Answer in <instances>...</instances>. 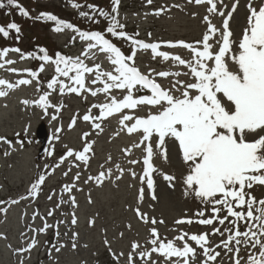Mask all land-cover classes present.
Here are the masks:
<instances>
[{
  "label": "snow or ice",
  "instance_id": "1",
  "mask_svg": "<svg viewBox=\"0 0 264 264\" xmlns=\"http://www.w3.org/2000/svg\"><path fill=\"white\" fill-rule=\"evenodd\" d=\"M189 4L206 6V14L203 22L206 30L202 38L191 43L180 41L145 42L137 37L139 33L130 35L125 31V24L119 19V5L121 0H111L110 11L88 4L94 15L80 11L79 16L85 17L94 24L101 22V18L107 21L103 30H81L73 23L60 19L48 12H41L36 20L54 22L52 31L61 33L71 30L74 35L71 42L77 39L82 43V50L76 56L55 52L50 55L44 47L37 51L23 52L20 48L4 47L0 49V69H5L21 78L14 82L0 78V98L6 97L10 91H15L20 86L36 84L37 97L35 99H22L21 104L42 110L45 117L50 115V121H58L64 107L51 102V96L59 93L61 96L74 93L81 96L84 93L96 98L103 95V101L93 103L81 117L89 122L91 129L97 134L103 132L102 123L115 114H120L121 132L131 136H139L138 142L130 147L122 149L128 156L133 148L140 149L143 153V172L139 176L141 184L147 185L151 198L156 200L155 181L153 173L156 169L152 163L153 157L159 153L165 162L168 161L166 140H172L178 146L180 159L185 171L181 173V181L184 186V195L194 197L203 207L193 213L187 214L174 221L175 225H191L197 223L205 226H213L211 232L189 233L182 228H173L178 235L171 239L161 237L155 217L149 219L147 213L140 208H134L137 218L145 225L151 223L148 229L149 237L144 245L133 241L131 251L127 253V264H136L139 258L142 264H159L152 260L153 254L163 258L164 264H195L196 257L202 256L199 264H217L221 253L217 250L223 248L231 254L232 264H264V198L257 200L251 189L254 185L264 186V0H248V15L246 26L242 29L239 40L232 39L233 32L230 29V19L237 5L234 3L230 11L225 12L223 0H187ZM153 0H146V6H151ZM179 7L178 5H174ZM73 7H80L73 4ZM14 8L18 14L30 18L29 11L18 0H0V9ZM168 9L164 6L153 9V15H160ZM10 14V13H6ZM149 13H145L148 15ZM197 15L193 13V16ZM220 16L223 19L222 28H218L211 17ZM9 30L19 34L20 25L9 22L6 27L0 25V35L7 38ZM151 37V33L148 34ZM113 39L127 41L131 45L130 53L126 54L121 47L113 42ZM168 48L182 47L190 52V58L167 51H161V46ZM151 50V59L158 58L164 62H170L169 70H158L147 67L142 69L137 63L140 51ZM9 53L18 54L20 61L34 59L41 61L37 70L31 68L17 69L10 67L17 63L14 59L7 58ZM40 53V54H38ZM104 58L108 68L105 69L100 60ZM54 66V74L46 82V88L39 79L40 73L45 70V65ZM183 67L187 71H173L172 68ZM92 79L89 80L88 77ZM186 76L187 80L179 77ZM167 79L169 84L162 85L159 80ZM144 110L143 114L136 113ZM93 110H98L94 114ZM79 115V114H77ZM77 122L74 115L68 125L71 130ZM28 126L23 132L28 135ZM63 126L58 125L50 137L51 141H59ZM16 143L22 148L24 141L20 139L21 133L16 134ZM90 132H84L81 140L84 141L81 150H76L65 145V151L55 158V147L52 145L46 149V155L52 158V163H45L34 182L26 190L25 195L10 201L11 204L19 203L29 198L35 199L46 178L54 174L66 162L70 164L63 172L67 177L72 168H79L83 163L85 168L89 166L91 155H94L93 145L95 141L89 140ZM155 144L153 145V139ZM0 142L13 147V141L0 136ZM31 142V141H29ZM6 156L9 152L4 153ZM111 161V156L108 157ZM80 162V163H77ZM129 164L139 163L136 159H130ZM38 169L40 166H37ZM97 175H89L84 181L102 186L106 180H111L113 172L111 168L104 169ZM119 180L125 169L119 164L115 165ZM133 178L137 173L128 169ZM163 179L168 182L170 188L175 187L177 177L173 174L160 172ZM81 172L77 171L72 177L71 183L62 185V193H68V201L62 198L56 205L70 203L73 208L77 206L75 196L71 193L76 190V182L80 180ZM145 189H139L138 202L144 199ZM52 199V195L48 196ZM89 197V203H91ZM0 201V205L4 204ZM6 208L0 207V212H6ZM54 209H50L47 215H53ZM211 215H208V213ZM221 213H226L221 215ZM39 218L44 222L40 228L29 226L33 233L31 237L26 232H21L22 246L14 252L21 256L20 264H24V254L29 253L36 245L37 233H45L53 227L47 223L46 218L39 212H34L32 219ZM57 223L56 237L59 238ZM215 227V224L224 226ZM72 225L77 223L75 213L72 214ZM94 224L89 220V226ZM241 225L244 226L241 230ZM130 227V226H129ZM227 233L226 238L225 234ZM67 235V233H65ZM123 235V233H121ZM219 235L222 239L212 244L210 236ZM78 233L72 232V248L77 247ZM47 243V242H46ZM108 245L107 240L104 241ZM247 251L246 258L240 256L241 246ZM66 245L64 243H52L49 256L54 250L59 253ZM110 253L116 264L124 257V253Z\"/></svg>",
  "mask_w": 264,
  "mask_h": 264
},
{
  "label": "rangeland",
  "instance_id": "2",
  "mask_svg": "<svg viewBox=\"0 0 264 264\" xmlns=\"http://www.w3.org/2000/svg\"><path fill=\"white\" fill-rule=\"evenodd\" d=\"M18 2L29 11L30 18L19 15L18 10L14 8L0 9V25L6 27L9 22H15L21 28L19 34L15 33L14 30H9L10 34L7 38L0 35V49L18 47L23 52H30L36 51L39 47H44L53 56L57 51L65 55L76 56L82 50V43L78 39L75 43L71 42V37L74 35L71 30L56 33L52 31L54 22L43 19L36 20L35 17L41 12H48L73 23L81 30H103L107 24L106 20L101 18L100 23L94 24L87 18L80 17L79 12L86 11L90 15H94L91 9L87 8L88 4L110 10L111 0H18ZM234 3L237 7L230 19V29L234 34L232 39L238 41L242 35V29L246 26L248 0H223V5H218V7L227 6L225 8V12H227L231 10ZM73 4H78L80 7H73ZM161 6L168 10L158 16L151 14L153 9ZM118 11L119 19L125 24V28L133 33L138 32L137 38L145 42L183 40L191 43L201 39L206 30V25L203 22L206 6L189 4L187 0H153L151 6H146V0H121ZM145 13L149 14L145 15ZM193 13L197 15L193 16ZM6 16L8 19H5ZM211 19L218 28H222L223 19L220 16L216 15ZM149 33H151V37H149ZM113 40L115 41V39ZM130 50L131 47L128 46L126 54L130 53ZM160 50L181 55L183 58H190V52L182 47L168 48L162 45ZM7 58L17 61L10 66L17 69L31 68L37 70L42 63L34 59L20 61L18 54L15 53H9ZM97 62H101L105 69L108 68L103 57H100ZM137 63L142 69L149 66L158 70H169L170 68V62H164L159 58L153 61L151 50L140 51ZM171 70L187 71L182 66ZM53 74L54 66L45 65V70L39 75V79L45 88L47 80ZM0 78L14 82L21 77L8 72L5 68L0 69ZM88 79L91 80L92 77L89 76ZM179 79L187 80L188 77L181 76ZM159 82L164 86L169 84L167 79H161ZM36 97V84L33 82L30 86H20L15 91H10L6 97L0 98V136L13 141L12 148L0 142V201L5 202L0 207L7 209L6 212H0V264H20L21 256L14 250L22 246L21 232H26L31 237L33 233L29 231V226L40 228L44 223L39 216L33 221V213L37 211L53 227L47 229L45 233L36 234L37 245L29 253L24 254V264H106L114 260L109 246L112 252L117 254L123 252L125 255L120 259L119 264H127V253L131 251L132 242L138 241L144 245L149 237L148 229L153 226L151 223L145 225L137 218L133 211L137 207L140 208L141 212L147 213L150 220L155 217L157 221H164L162 224L157 223L155 225L162 238L171 239L178 235L177 231H172L173 228H182L189 233L211 232L213 226L197 223L177 226L174 223L186 214L188 217H192L193 213L203 206L194 197L184 195V186L180 177L185 168L179 156L178 146L172 140H166L168 161L165 162L159 153L152 160L154 167L158 169L156 173H153L157 197L156 200H153L147 190L146 183L142 185L139 180V176L143 172L142 151L133 148L128 156H125L122 151V149L138 142L139 136L136 134L129 136L124 132H121L119 136L115 135L120 130L118 123L120 114H115L105 120L102 123L104 131L99 134L91 129L89 122H85L81 118L93 103L103 101V95L94 98L88 93L81 96L74 93L63 96L58 92L53 94L50 98L51 102L56 104L63 102L64 104L58 121H50L52 110H50V115L45 117L42 110L20 103L22 99H35ZM93 111L94 114H98V110ZM143 112L142 109L136 114L141 115ZM74 115L77 116V122L69 130L68 125ZM41 124L45 125L48 133L46 149L54 145L55 158L58 159L65 151V145L81 150L84 142L81 140V136L84 132H90L91 135L88 139L95 141L93 145L94 155H91L87 168L83 163L77 162L80 163V167H73L69 175L64 177L63 172L70 166L66 162L54 174L46 178V182L41 186L35 199L29 198L11 204V200L26 194V190L34 182L38 172L43 169V165L46 162L52 163V158H49L45 151L39 154L40 144L37 142L36 132ZM58 125L63 126L60 140L50 142V137ZM25 126L29 128L26 137L23 132ZM17 132L21 133L20 139L24 141L22 148L16 143L15 134ZM155 142L154 138L153 145ZM5 152L10 154L6 156ZM109 156H111V161L108 160ZM130 159H136L139 163L131 165L128 163ZM116 164L125 169L118 181L115 180V176L119 175L115 167ZM38 165L40 166L39 169ZM101 165H104L105 170L107 168L112 169V179L106 180L99 187L92 182L85 184L84 181L89 175H97L102 170ZM128 169L137 173L136 178L132 177ZM77 171L81 172L80 180L76 182V187L80 190H74L71 193L75 196L77 206L73 208L70 203H62L59 208H56L61 198L68 201L69 194L62 193L61 188L65 183L72 182V177ZM160 172L173 174L177 177L174 188L168 186V182L163 179ZM141 187L145 189L144 199L138 202ZM251 191L257 200L264 198V186L254 185ZM49 195H52L51 200L48 199ZM89 197H91V203H89ZM50 209H54V212L49 217L47 213ZM73 212L77 218L75 225L71 223ZM224 214L226 213H221V215ZM208 215L211 213L209 212ZM89 220L94 221L92 226H89ZM59 221L64 222L58 225L60 235L57 240L56 226ZM214 226L223 230L224 227L230 225L226 222L224 226L218 223ZM243 228L244 226L241 225V230ZM72 232L78 233L75 249L72 248ZM226 236L227 233L224 238ZM221 239L222 237L219 235L210 236L212 244L218 243ZM105 240L109 242L108 245H105ZM54 242L64 243L66 246L59 253L52 250L50 257L49 249ZM217 250L221 253L217 264H232L231 254L223 248ZM240 256L243 258L247 256V251L243 245ZM151 259L158 261L159 264H164L163 258L156 254H153ZM200 260H202V256L198 255L195 264H199ZM136 264H142V261L137 258Z\"/></svg>",
  "mask_w": 264,
  "mask_h": 264
},
{
  "label": "water",
  "instance_id": "3",
  "mask_svg": "<svg viewBox=\"0 0 264 264\" xmlns=\"http://www.w3.org/2000/svg\"><path fill=\"white\" fill-rule=\"evenodd\" d=\"M37 142L40 144L39 154H42L47 147L48 133L46 132L45 125L41 124L39 129L36 132Z\"/></svg>",
  "mask_w": 264,
  "mask_h": 264
},
{
  "label": "trees",
  "instance_id": "4",
  "mask_svg": "<svg viewBox=\"0 0 264 264\" xmlns=\"http://www.w3.org/2000/svg\"><path fill=\"white\" fill-rule=\"evenodd\" d=\"M109 5H110V8H111V3H110ZM106 7H107V6H106ZM7 9H9V8H7ZM105 9H106V11H110L109 8H105V7H104V10H105ZM4 10H6V9H4ZM1 18H3V17H1ZM5 19H8V17L6 16ZM91 30H94V29H91ZM125 31H126L127 33H129L130 35L136 33V32L133 33V32H131V31H128L127 28H125ZM113 42L116 43L117 45L119 44L118 46L121 47L122 50L125 51V53H126V49L128 48V46L131 47L130 43L127 42V41H123V40H117V39H115V41L113 40ZM36 51L38 52V49H37ZM109 260H111V259H109ZM115 263H116L115 260H111V261H109V263H106V264H115Z\"/></svg>",
  "mask_w": 264,
  "mask_h": 264
}]
</instances>
